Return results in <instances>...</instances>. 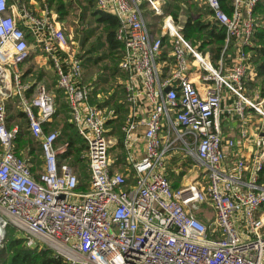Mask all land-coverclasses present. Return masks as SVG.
Here are the masks:
<instances>
[{
    "label": "built area",
    "instance_id": "2783aa9c",
    "mask_svg": "<svg viewBox=\"0 0 264 264\" xmlns=\"http://www.w3.org/2000/svg\"><path fill=\"white\" fill-rule=\"evenodd\" d=\"M202 1L226 29L222 52L234 41L239 45L226 72L222 58L215 65L185 37L160 0H96L118 18L116 37L123 44L121 130L127 152L126 162L117 163L108 121L118 112L91 101L94 84L83 80L79 42L57 13L47 14V3L0 0V252L13 226L26 246L53 248L69 264H264V121L252 164L240 157L231 169L225 148L236 142L221 125L224 87L238 96L230 112L241 121L243 137L249 132L247 106L264 118V97L249 96L244 86L251 74L245 46L251 44L258 0H232L231 12L220 0ZM144 3L161 16L159 34L146 20ZM168 41L173 64L164 71ZM33 46L55 67L71 121L87 143L88 189L79 188L77 168L65 156L69 140L59 142V129L44 128L57 111L56 94L44 82L23 80L20 64ZM194 63L213 81L205 91L190 76ZM13 97L40 141L38 178L32 162L15 153L21 126L9 125ZM139 136L145 145L140 155L134 142ZM173 157L182 158V167L194 160L205 174L175 186L168 174ZM204 203L214 211L207 222L195 213Z\"/></svg>",
    "mask_w": 264,
    "mask_h": 264
},
{
    "label": "trees",
    "instance_id": "16d2710c",
    "mask_svg": "<svg viewBox=\"0 0 264 264\" xmlns=\"http://www.w3.org/2000/svg\"><path fill=\"white\" fill-rule=\"evenodd\" d=\"M29 1V0H24ZM41 1V0H40ZM89 2V9L92 6L91 18L95 19L97 23H103V38L107 45L106 53H109V57L113 60V63H117L118 59H121L123 54V44L116 37V29L119 25V20L116 15L112 13H107L99 9L96 5V0H87ZM170 2L164 3V8L167 12L173 13L174 17L178 19V14L181 12V8L179 5L180 1L182 2H194L198 4L196 1L192 0H169ZM174 1V2H173ZM232 1V0H231ZM181 2V3H182ZM222 7L227 11L231 12L233 9V5L230 3V0H220ZM42 3H47L51 8H54L58 13L59 18L64 20L67 18L70 13V6L72 0L67 2V0H42ZM193 3V4H194ZM188 5V4H187ZM93 6H95L93 8ZM208 7V6H207ZM209 8V7H208ZM193 11H196L195 14L190 13L189 19L186 21L183 26V34L185 37L190 39L194 45L198 47V49L203 52L209 51L210 55L215 62L218 64V59L221 57L222 51L226 42V29L222 26L218 20L214 16V11L210 8L209 13L212 15V19H206L205 10L195 5ZM86 11V9L84 10ZM85 12L81 17L84 18ZM252 16L254 18V29L253 35L251 38V44L245 46V49L251 52L249 57V62L251 68L256 71L255 77L252 75H248L246 78L247 86L249 89L251 87L259 85L261 86L262 94H264V0H258L253 6ZM94 29L91 28L90 31H84L81 28V32L83 37L88 38L90 33ZM85 43V38L82 39V46ZM93 49V48H92ZM236 51L235 47L230 44L227 46L225 52ZM91 48L88 47L85 49V57L88 53H90ZM227 52V53H228ZM225 56V54H224ZM90 59V58H88ZM229 61V59H228ZM86 63V61H84ZM32 69V68H31ZM44 75L43 72L37 76V78H42ZM254 78H256L254 80ZM49 87V86H48ZM58 89V88H57ZM60 90V89H59ZM62 91V89L60 90ZM58 94V93H57ZM61 95V93L59 92ZM65 96V95H64ZM67 102V103H66ZM60 102L59 106V114H63L65 117L64 120H57V117L54 115L52 121L45 123L44 128L46 131L59 129L61 130V136L59 138V142L62 140H69L70 146L67 154L65 155L67 160L75 165L77 168V172L80 174H84L83 181L81 182L80 177V185L81 189H88V180L90 178V170L88 167L87 158L85 156L82 157V152L87 149V143L79 134L75 124L70 120L69 106L68 101ZM116 102V110L117 112L125 111L123 108V102L118 104ZM11 103L9 102V109L11 107ZM19 118H21V123L28 124V118L24 112H20L16 114ZM119 115V114H118ZM10 116V117H9ZM8 116L9 125H13L16 121L15 115L11 114ZM119 117L111 119L108 121V125H112L111 132L119 134V143L117 144V149H120V154L126 162V148L124 145V133L119 128L120 123L123 121H118ZM122 124V123H121ZM21 126V125H20ZM37 146V150H41L40 141L34 139L32 133L29 129V124L27 127L23 128L21 126L19 136L15 143V153L20 156H24L30 162H32L31 170L35 177H39V169L42 166L43 160L38 164L35 156V149ZM24 152V153H23ZM27 152V154L25 153ZM84 153V152H83ZM175 159V158H174ZM36 162V164H35ZM83 163V164H80ZM262 181L264 182V173L262 174ZM177 184V182L175 183ZM202 217V216H201ZM0 264H68L65 262L61 256L56 255L53 250L44 246L42 248H31L26 246L25 240L22 236L15 232V228L13 226L8 227V232L4 241V245L0 252Z\"/></svg>",
    "mask_w": 264,
    "mask_h": 264
},
{
    "label": "rangeland",
    "instance_id": "374dc122",
    "mask_svg": "<svg viewBox=\"0 0 264 264\" xmlns=\"http://www.w3.org/2000/svg\"><path fill=\"white\" fill-rule=\"evenodd\" d=\"M36 1L38 3H36ZM160 1L163 4L166 2H170L169 0H160ZM194 1H196L199 4V7L201 9L205 6L204 4H202L200 2L201 0H194ZM27 2L30 5L36 3L37 7H39V6L41 7L40 4H42V5L45 4V3H42V0L41 1L40 0H29ZM67 2H70V0H67ZM181 2L182 1H180L181 5H179V6L181 8V12H183L182 15H185L187 12L190 13V11H193L194 10L193 8L195 7V5L198 6V4H196L194 2H191V3H188V2H182L181 3ZM44 7H45V5H44ZM94 7L95 6H93V8ZM85 9H86V11H84ZM146 9L148 11H150L148 9L147 5H146ZM54 12L57 13L54 8H51L48 5V13L47 14L52 16ZM84 12H85V16L83 18L81 16ZM91 12H92V6H90V9H89V2L87 0H72L71 6H70V13L68 14L67 18H64V20L63 19L61 20L59 18L58 13H57V16H58V19H60V21L62 22V24H64V28L66 27V31L68 33H72L73 38L79 42L80 49L78 50V56H80L83 59V64H84V78H83V80L85 83L86 82H93L94 86H95V90L92 93L91 98L93 97L95 102L98 103L99 101H96V100L99 99V94L103 95L105 100L102 103L105 104L106 107L110 106V107H114L116 109V105H115L116 102H119L118 104H120L121 102H124V87H123L124 75H123V72L119 68L120 59H118V62L115 64V63H113V60H111L112 58L109 57V55H107V54H109V53H106L108 48H107L106 42L104 41L103 34H102L103 33L102 32L103 31V29H102L103 23H97L95 21V19H92L91 18ZM195 13H196V11H195ZM176 22L180 23L179 18L176 19ZM159 23H160V20L158 19V24ZM81 28L84 31H90L91 28L94 30L90 33L89 37L86 38V37H83L82 32H81ZM182 32H183V30H182ZM83 38H85V43L82 46L80 44V41H82ZM88 47L91 48V51L85 57L84 51ZM40 54H41V51H40ZM29 57L30 58H28L24 63H22L23 66L32 68L31 69L32 71H30L31 75L28 79L31 81L35 80L37 82L41 81V82H44L47 85V87L49 86L48 88L54 94H56L57 111L55 113V116L57 117L58 121L64 120L65 117L63 116V114H59L58 111H59L60 102H63V101L66 102V95L63 91H60L61 89L58 87L55 67L49 61L47 62V64L44 67H41L37 63L36 59L34 58V54H31ZM88 58H90V59H88ZM84 61H86V63ZM212 61H213V59H212ZM22 64H21V66H22ZM214 64H215V62H214ZM41 72H43L44 75L42 76L41 79L37 78V76L40 75ZM255 79L256 78H254V80ZM245 84H247L246 81H245ZM259 84L255 87L260 86ZM252 88H254V87H251V89ZM59 92L61 93V95L59 94ZM251 94L253 95V91H251ZM9 102L12 104L10 109H9V115L11 112V114L15 115V120H14V121H16L15 123L20 124L23 128L27 127L28 126L27 122L21 123L20 120L22 117L19 118L16 115L17 113L19 114L20 112H24V111H22V106H21V103L19 102V99L16 97H13V98H11V100ZM123 108H125V105H123ZM124 112L125 111L118 113L119 114L118 115V117H119L118 121L124 120V116H125ZM69 113H70V120H71L70 110H69ZM121 123H123V122H121ZM121 123L119 126L120 129H121V125H122ZM109 128L111 130V128H113V126L109 125ZM110 130L108 133L110 138H112L114 141L116 138V142L110 148L111 156L113 158H116L117 163L124 162L125 158L122 157V155L120 154V149L116 148L117 144L119 143V136H118L119 134L111 132ZM83 152H82V157H83ZM181 152H184V151L182 149H180L175 154H181ZM25 153L27 154V152H25ZM34 154L36 156L37 163L40 164L41 160H43V158H42V152H41V150H37V146H36ZM181 159H182L181 157L175 158V159L173 157L170 164H169L170 169H169L168 174H169L171 181L173 182V184L175 186L181 185L183 183V181L190 179L194 175L196 178L197 173H200V176H203L205 174V172L203 171L204 167L200 166V165H199L200 166L199 167L198 164L192 159H188V161L186 160L187 166H184V167L180 166L178 164V161ZM35 164H36V162H35ZM80 164H83V163H80ZM80 177H81V182H82L83 178H84V174H82V175L80 174ZM176 182H177V184H175ZM262 211L264 213V208L262 209ZM195 213L197 216H199L201 219H203L206 222L210 221L214 218V211H213L212 207L207 206L206 203L201 204L198 208H196ZM15 232L17 234L20 233L16 228H15ZM51 249L53 250V248H51ZM62 259L66 262V260L63 257H62Z\"/></svg>",
    "mask_w": 264,
    "mask_h": 264
},
{
    "label": "crops",
    "instance_id": "0c3cea01",
    "mask_svg": "<svg viewBox=\"0 0 264 264\" xmlns=\"http://www.w3.org/2000/svg\"><path fill=\"white\" fill-rule=\"evenodd\" d=\"M200 2L205 5L203 7V9L205 10L204 12L206 13V15H205L206 19H212V15L208 12L210 8L207 7V5L204 1L201 0ZM230 3L232 4L231 0H230ZM146 5H147L146 3H144V5H143L146 20H147L148 24L150 25L152 32L159 34L160 30H161V24L160 23L158 24V19L160 20L161 16L155 15L152 11H148L146 9ZM190 13L196 14L197 12L195 13V11L194 12L190 11ZM190 13L187 12L185 15H182L183 12H180V14L178 16L180 24H182L183 26L185 25L186 21L190 17ZM30 38L32 40V37H30ZM80 44H82V41H80ZM231 44L235 47L236 51H234V50L230 51V52L227 51L228 53L222 52L221 57L218 59V62L221 58L223 60L222 62H223V66H224V72L228 71L229 67H231V65L233 63V59L236 57V54L238 53L239 45L238 44L236 45L235 41H234V43H231ZM247 52L250 56L251 52L249 50ZM205 53H209V55H210L209 51H206ZM31 54H34V58L36 59L37 63L41 67H44L47 64L48 60L42 54H40L39 49L35 48L34 46L31 49L30 55ZM224 54H225V56H224ZM29 56H28V58H30ZM27 59H25V61ZM162 59L166 61V65L164 66V71H167L168 68L170 66H172V64H173V57H172L171 46H170L169 41L167 42V48H165V50H164V53L162 55ZM192 59H193L192 56L189 54V60L191 61ZM228 59H229V61H228ZM25 61H23L22 63H24ZM195 63L191 64V68L189 70L190 76L193 78V80L195 81V83L199 87V89L201 91H205V89H207V87L213 81L205 79L203 77V74L201 73V70L198 69V66H196ZM21 64H20V67L23 71V80H29L28 78L31 75L30 71H32L31 67H25V66H23V64L21 66ZM250 72H251L250 75L255 77L256 71L253 68H251ZM246 77L244 78V86L246 89V93L252 97H257V95H259L260 97H264V94H262V91H261V86L249 89V86H247V84H245V81L247 79ZM91 83H93V82H91ZM94 90H95V86H94ZM94 90H93V92H94ZM251 91H253V95L251 94ZM31 93H32V90L28 91V94H31ZM104 100H105L104 96L100 95V94H99V99L96 100V101H99L98 103L95 102L93 97L91 98L92 102L99 104L101 106H105V104L102 103ZM237 100H238V96L234 92L230 91L227 87H224V99L222 102V111H221L222 132L226 138L227 137L234 138L235 142H236L233 147H226L225 148V154H226L225 155V163H226V166L228 169H231L240 157H246L249 160L248 163L250 165L252 164V159L254 158V155H255V153H256L257 149L259 148V145H260V139H261L260 135L262 132L260 127L262 126L263 121H264V118H263V116H261L260 113H258L256 110H254L250 106H247V108H246V112H247V116H248L247 128H248L249 132H248L247 137H243L241 135V131H242L241 121L239 120V118L236 115H234L232 112H230V110L233 108V106ZM123 104H124V102H123ZM125 113H126V110H125L124 114ZM134 142L136 145V151L135 152H138L139 155L142 154V152L144 151V148H145L144 139L142 138V136H139L138 138H136L134 140ZM126 152H127V150H126ZM119 167L122 169L125 168V166L122 164H120Z\"/></svg>",
    "mask_w": 264,
    "mask_h": 264
},
{
    "label": "water",
    "instance_id": "95a60500",
    "mask_svg": "<svg viewBox=\"0 0 264 264\" xmlns=\"http://www.w3.org/2000/svg\"><path fill=\"white\" fill-rule=\"evenodd\" d=\"M170 87L168 86L167 89H169Z\"/></svg>",
    "mask_w": 264,
    "mask_h": 264
}]
</instances>
